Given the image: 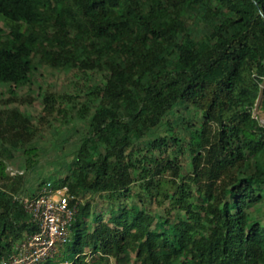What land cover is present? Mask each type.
<instances>
[{
  "label": "trees",
  "instance_id": "1",
  "mask_svg": "<svg viewBox=\"0 0 264 264\" xmlns=\"http://www.w3.org/2000/svg\"><path fill=\"white\" fill-rule=\"evenodd\" d=\"M39 67L103 78L83 100L38 88L36 124L0 112V261L37 229L7 173L5 134L32 155L22 138L75 111L85 133L55 185L89 198L46 264H264V122L252 115L261 93L264 121V0H0L9 98ZM179 106L197 113L186 163L174 133L143 146Z\"/></svg>",
  "mask_w": 264,
  "mask_h": 264
},
{
  "label": "rangeland",
  "instance_id": "2",
  "mask_svg": "<svg viewBox=\"0 0 264 264\" xmlns=\"http://www.w3.org/2000/svg\"><path fill=\"white\" fill-rule=\"evenodd\" d=\"M102 78L101 74H93V78L88 82L87 77L78 75L75 71L39 67L32 76L31 89L28 87L21 89L14 99L9 98L8 85L0 84V112L16 108L26 115L33 124H36L43 116L41 98L37 96L38 88H41L42 93L79 94L78 99L83 100L85 97L83 92L87 86L98 83ZM8 98L10 101H7ZM260 100L261 93L256 100L252 115L262 124L264 121L257 110ZM63 107H67L65 102ZM67 114L71 121L64 122L62 116L54 115L29 143L26 136L22 138L29 148L34 149L32 155L25 154L24 147L11 148L10 142L18 137L12 135V130L6 132L5 137L9 143L6 146L12 157L6 160L7 173L10 177H19L21 190L18 198L36 193L37 186L41 182H51L55 185V181L68 174L75 152L85 133L86 119L77 117L75 111H68ZM196 116L197 113L179 106L168 119L169 124H165L151 133L143 141V146L146 147L155 138L164 136L169 138V134L174 133L184 151L183 154L178 153V158L186 163L188 155L185 142L190 130L188 124L193 123ZM154 154L157 155V151ZM86 198L89 197L82 198V202ZM104 204L103 198H93L92 211L99 213ZM101 218L105 219L106 215H102ZM262 219L264 220V216Z\"/></svg>",
  "mask_w": 264,
  "mask_h": 264
},
{
  "label": "built area",
  "instance_id": "3",
  "mask_svg": "<svg viewBox=\"0 0 264 264\" xmlns=\"http://www.w3.org/2000/svg\"><path fill=\"white\" fill-rule=\"evenodd\" d=\"M19 201L37 229L15 243L0 264H46L69 242L70 226L82 199L66 185L44 182L34 196H24Z\"/></svg>",
  "mask_w": 264,
  "mask_h": 264
}]
</instances>
